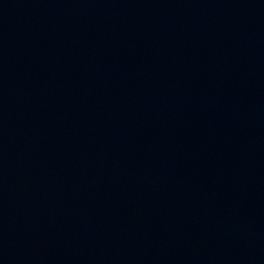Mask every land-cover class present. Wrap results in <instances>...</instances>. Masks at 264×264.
Listing matches in <instances>:
<instances>
[{
    "label": "water",
    "instance_id": "water-1",
    "mask_svg": "<svg viewBox=\"0 0 264 264\" xmlns=\"http://www.w3.org/2000/svg\"><path fill=\"white\" fill-rule=\"evenodd\" d=\"M0 264H264V0H0Z\"/></svg>",
    "mask_w": 264,
    "mask_h": 264
}]
</instances>
